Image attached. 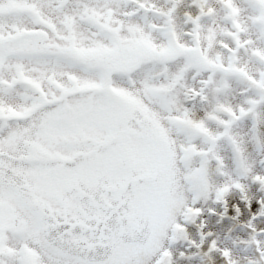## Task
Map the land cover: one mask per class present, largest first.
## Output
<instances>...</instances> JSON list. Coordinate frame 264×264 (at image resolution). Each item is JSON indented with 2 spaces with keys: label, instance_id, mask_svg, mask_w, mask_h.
I'll use <instances>...</instances> for the list:
<instances>
[{
  "label": "snow or ice",
  "instance_id": "obj_1",
  "mask_svg": "<svg viewBox=\"0 0 264 264\" xmlns=\"http://www.w3.org/2000/svg\"><path fill=\"white\" fill-rule=\"evenodd\" d=\"M0 264H264V0H0Z\"/></svg>",
  "mask_w": 264,
  "mask_h": 264
}]
</instances>
